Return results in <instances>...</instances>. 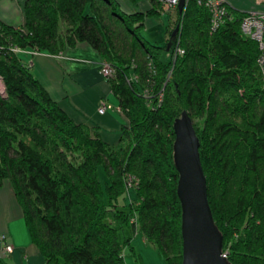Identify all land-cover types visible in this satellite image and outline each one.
<instances>
[{"label":"trees","instance_id":"obj_1","mask_svg":"<svg viewBox=\"0 0 264 264\" xmlns=\"http://www.w3.org/2000/svg\"><path fill=\"white\" fill-rule=\"evenodd\" d=\"M124 1L135 9H121ZM139 1L23 0L21 26L0 20V187L9 183L45 264H125L136 232L180 264L172 144L186 111L226 264H264V88L256 43L240 32L243 12L227 4L211 32L207 9L179 0L157 44L140 32L159 1L145 10ZM82 42L114 68L107 81L126 119L116 144L70 118L12 50L55 56Z\"/></svg>","mask_w":264,"mask_h":264},{"label":"crops","instance_id":"obj_2","mask_svg":"<svg viewBox=\"0 0 264 264\" xmlns=\"http://www.w3.org/2000/svg\"><path fill=\"white\" fill-rule=\"evenodd\" d=\"M239 11L264 10L261 0H226ZM23 0H0V20L12 26L23 24ZM137 9L149 7L148 0L137 3ZM121 9H135L130 3L121 2ZM145 20L143 36L151 43L161 44L166 27L172 24L176 16L175 8ZM19 52L22 62L30 67L36 80L47 91L49 96L75 122L94 128L103 141L116 144L120 137L121 127L126 125L124 115L117 110L118 103L112 95L108 81L98 73V65L102 61L98 53L88 44L77 43L58 55ZM105 101L112 108L100 114L97 106ZM5 235V242L12 245L13 250L6 255L1 252L0 264H45L43 256L31 242L28 229L24 223L22 212L18 206L11 187L7 181L0 187V236Z\"/></svg>","mask_w":264,"mask_h":264},{"label":"water","instance_id":"obj_3","mask_svg":"<svg viewBox=\"0 0 264 264\" xmlns=\"http://www.w3.org/2000/svg\"><path fill=\"white\" fill-rule=\"evenodd\" d=\"M182 2L179 3V9ZM176 26L170 39H174ZM173 156L178 174L176 194L180 202V264H226L222 239L214 226L206 189V179L199 159V141L192 120L182 111L173 122Z\"/></svg>","mask_w":264,"mask_h":264},{"label":"built area","instance_id":"obj_4","mask_svg":"<svg viewBox=\"0 0 264 264\" xmlns=\"http://www.w3.org/2000/svg\"><path fill=\"white\" fill-rule=\"evenodd\" d=\"M160 8L158 9V13L160 15L164 13H168L170 10L174 9L179 0H158ZM188 1V0H185ZM197 5L202 6L207 9L210 15V31H215L225 20L226 18V5L228 4L226 0H193ZM240 32L245 37L253 40L257 46V66L259 69V74L261 78V83L264 88V10H246L243 11V16L239 23ZM14 52H23L26 50H20L17 48L12 49ZM35 53V51L31 52ZM183 51L175 45V49L173 51V56L181 55ZM98 73L105 78H111L114 74V68L110 63L106 61H101L98 65ZM0 96L5 97V88L3 85L2 77L0 76ZM112 108L111 105L106 103L105 101H100L97 106L98 113L102 114L106 110ZM118 111H121L119 107H117ZM136 181L134 177L128 175L125 178L126 191L128 196L130 195V189L134 188ZM1 240V252L3 254H10L13 250L11 244L5 242V235L0 236ZM222 256H226L225 253H222Z\"/></svg>","mask_w":264,"mask_h":264},{"label":"rangeland","instance_id":"obj_5","mask_svg":"<svg viewBox=\"0 0 264 264\" xmlns=\"http://www.w3.org/2000/svg\"><path fill=\"white\" fill-rule=\"evenodd\" d=\"M166 16L169 17V14L166 13ZM173 19L174 20L171 21L172 22L171 26H173L176 16L173 17ZM141 32H140V35H143ZM166 38H167V35H165L164 41L166 40ZM174 49H175V46L173 48V51ZM98 173L100 176V180L103 184L104 181H106V178L104 176V173L101 167L98 169ZM132 193H133V189H130V194ZM127 234H130V233H127ZM121 236L122 235L120 233V237ZM129 237H131L130 245L132 246L133 249L130 250L128 247L125 248L124 255H123L125 264H168L158 254L156 247L153 244L145 241L139 232H136L135 234H130Z\"/></svg>","mask_w":264,"mask_h":264}]
</instances>
